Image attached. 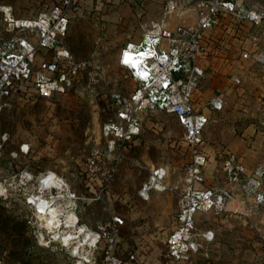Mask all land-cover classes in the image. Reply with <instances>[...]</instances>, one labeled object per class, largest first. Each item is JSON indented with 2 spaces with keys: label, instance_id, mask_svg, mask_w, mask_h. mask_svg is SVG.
Returning a JSON list of instances; mask_svg holds the SVG:
<instances>
[{
  "label": "built area",
  "instance_id": "obj_1",
  "mask_svg": "<svg viewBox=\"0 0 264 264\" xmlns=\"http://www.w3.org/2000/svg\"><path fill=\"white\" fill-rule=\"evenodd\" d=\"M80 3L57 0L31 17H14L9 7L1 9L10 33L5 38L0 36V111L6 98L24 88L30 87L39 97L48 99L76 89L83 74L88 75L89 91L96 89L101 79L96 72L104 73L102 66L92 59L75 57L65 44L72 11ZM164 13L168 17L179 14L183 20L172 27L152 21L139 41H127L119 49L116 63L133 86L109 89L110 115L102 124L101 134L107 142L105 150L117 154V144L133 141L142 133L141 114L161 111L175 118L182 132L177 148L187 153V161L175 226L166 236L160 264H194L198 255L207 254L204 245L215 239L212 229L198 227L200 215L226 211L247 214L264 203V165L249 169L233 151L218 154L222 185H202L209 163L205 139L211 120L209 110L222 111L224 96L214 93L204 101L200 98L202 84L210 76H222L239 86V65L250 62L264 66V4L253 6L248 0H166ZM232 46L239 50L237 54L228 50ZM20 151L27 153L29 146L22 144ZM104 158L100 148H93L86 157V170L89 175L101 171L108 187L115 165L103 166ZM167 176L164 165L152 166L139 196L148 200L151 191L175 190L166 183ZM49 177L47 171L36 176L25 172L20 179L26 185L25 204L32 209V235L39 244H59L74 258V264L141 263L137 251H129L125 257L119 253L118 231L125 222L122 216L113 215L95 227L81 223L78 201L86 198L61 176V189L47 184L54 180ZM31 193L45 196L47 202L35 201ZM52 209L55 218L50 223L46 217H51ZM81 225L83 231L79 230ZM62 232L66 236L72 232L67 239L70 242L64 241L62 234L56 236ZM86 232L90 236L82 244L80 235ZM0 264H5L1 257Z\"/></svg>",
  "mask_w": 264,
  "mask_h": 264
},
{
  "label": "rangeland",
  "instance_id": "obj_2",
  "mask_svg": "<svg viewBox=\"0 0 264 264\" xmlns=\"http://www.w3.org/2000/svg\"><path fill=\"white\" fill-rule=\"evenodd\" d=\"M57 0H0V36L6 31L2 8L9 7L14 17H31ZM151 10L144 0H81L72 11L65 44L77 58L92 59L103 72L96 89L87 88L83 74L76 89L45 99L32 88L5 99L0 111V257L5 264H74L75 260L57 243L39 244L29 223L32 209L25 204V184L21 175L34 176L53 171L86 199L78 201L80 222L95 227L120 215L125 222L118 231L119 253L125 257L137 251L139 264H160L168 233L175 226L178 192L181 189L187 153L177 143L181 128L175 118L161 111L141 114L142 133L116 152H107L101 127L110 115L109 89L133 86L126 71L116 63V51L128 40L150 28ZM40 60V56H37ZM253 71L261 82L245 91L233 89L228 79L210 76L200 89L201 101L214 93L224 96V110L214 114L207 132L212 160L205 170L203 186H220L219 152L232 151L231 136L246 127L260 131L258 163L264 165V66ZM242 104V106H240ZM29 151L22 153L20 146ZM100 148L103 166L115 165L112 181L105 187L101 171L89 175L86 157ZM237 154H241L236 150ZM103 158V157H102ZM154 165L167 166L169 184L176 191L150 192V199L139 196L142 183ZM173 190V191H175ZM238 191V190H237ZM198 227L212 229L215 239L206 245L205 254L194 264H264V203L247 214L226 211L199 216Z\"/></svg>",
  "mask_w": 264,
  "mask_h": 264
},
{
  "label": "crops",
  "instance_id": "obj_3",
  "mask_svg": "<svg viewBox=\"0 0 264 264\" xmlns=\"http://www.w3.org/2000/svg\"><path fill=\"white\" fill-rule=\"evenodd\" d=\"M144 2H145V7H147L149 9V11L151 10V12H152L150 14V18H149L150 22L158 21L161 24H163L164 26L172 27V26L176 25L177 23H179L183 20V17H181V15H179V14H173L170 17H168L164 13V4H165L166 0H144ZM248 2L253 6L264 4V0H248ZM141 25H142V27H140V28H142V31L138 34V37H134L128 41L137 42L140 40L142 34L146 31V28H144L143 24H141ZM228 50L230 52H232L234 50L232 52L233 54H237L239 51L235 46L228 48ZM118 51H119V49L116 51V55H117ZM255 66H257V65H252L250 62H246L244 65H239V68L237 69L236 72L241 77V84L239 86H233L231 88H233V89L235 88V89L239 90V93H241V92L245 91L246 87L249 88L250 84H254V81L258 80V82H256V83L260 84L261 81L257 77H255L256 73L253 72L256 69ZM261 86L263 87V85H261ZM240 106H242V104H240ZM209 111H210L211 120H210L208 127L206 128V131H205V139H208L207 138V132L210 128L211 123L214 121L213 120L214 114L220 112V116L222 115L221 114L222 111H212V110H209ZM260 137H261L260 131H255V130L252 131L251 126H248V127H246L245 131L242 134H240L238 136H231V138H230V141L232 143L231 147L233 148L230 150H232L233 152H236V150H239V152H241L240 156L243 158L246 166L249 169H253V168L257 167L258 165H261L260 163H258V160H255L253 158V155L257 154V151L259 150L258 144L256 141ZM207 148H208V145H207ZM208 151H209V161H210L213 158L210 155L209 149H208ZM165 168H166L167 173H168V176H167V178H168L170 175V171H169L167 166H165ZM167 178H166V183L169 184V182H167ZM182 183H183V181H182ZM182 183H181V185H182ZM169 185L173 186V187L177 186V184H174V183H171ZM166 191H172V190H166ZM152 192H156V191H151V193ZM172 192H177V191L175 190ZM149 199H150V196H149ZM206 245H208V244H205L204 246H206Z\"/></svg>",
  "mask_w": 264,
  "mask_h": 264
},
{
  "label": "bare ground",
  "instance_id": "obj_4",
  "mask_svg": "<svg viewBox=\"0 0 264 264\" xmlns=\"http://www.w3.org/2000/svg\"><path fill=\"white\" fill-rule=\"evenodd\" d=\"M48 172V175L50 176L49 178H54V180H52V181H47V184H51L52 186H54L55 188H58V189H61L62 188V182H63V180L60 178V177H58L54 172H52V173H54V175H51L50 173V171H47ZM49 182V183H48ZM31 198L32 199H34L35 201H37V202H41V204H43L44 202H47L46 201V197L45 196H42V195H38V196H36V193H31ZM54 212H55V210L53 211V209H52V212H51V217H46V220H48L50 223L51 222H53V220H54V216H55V214H54ZM38 216H41V214H38ZM42 217V216H41ZM69 219H71V220H75V217L74 216H70L69 217ZM79 230L80 231H83L84 230V227L81 225L80 227H79ZM69 233H71L72 234V232H69ZM60 234H62V236L64 237L63 238V240L64 241H67V239L69 238V237H72L73 235H68V236H66V233L65 232H62V233H58V235H56V236H60ZM81 234V233H80ZM81 236V238H83V239H80V241H82V240H84V242L82 243V244H84L85 242H86V240H87V238H89V233L88 232H86V233H83L82 235H80ZM67 242H70V241H67ZM75 250H78L79 251V247H75ZM80 252V251H79ZM81 254H83L84 255V257L87 259L88 257H87V255L84 253V252H82Z\"/></svg>",
  "mask_w": 264,
  "mask_h": 264
}]
</instances>
